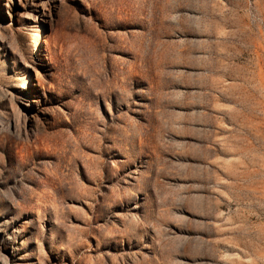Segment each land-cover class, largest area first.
I'll return each mask as SVG.
<instances>
[{"label": "rangeland", "instance_id": "374dc122", "mask_svg": "<svg viewBox=\"0 0 264 264\" xmlns=\"http://www.w3.org/2000/svg\"><path fill=\"white\" fill-rule=\"evenodd\" d=\"M0 120V264H264V0H0Z\"/></svg>", "mask_w": 264, "mask_h": 264}, {"label": "bare ground", "instance_id": "6f19581e", "mask_svg": "<svg viewBox=\"0 0 264 264\" xmlns=\"http://www.w3.org/2000/svg\"><path fill=\"white\" fill-rule=\"evenodd\" d=\"M23 75H25V77H24V78H22V79H21V81H23V82H24V80H26V79H27V76H26V75H27V72L23 73ZM21 99H22V98H21ZM2 122H3V121H2V120H0V123H2ZM2 124H3V123H2ZM2 124H1V125H2ZM1 125H0V126H1ZM3 127H4V126H3ZM10 264H11V263H10Z\"/></svg>", "mask_w": 264, "mask_h": 264}]
</instances>
